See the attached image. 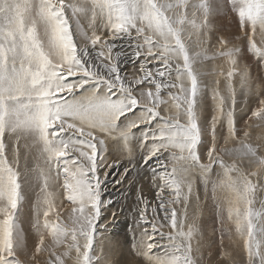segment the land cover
Listing matches in <instances>:
<instances>
[{"label": "snow or ice", "instance_id": "snow-or-ice-1", "mask_svg": "<svg viewBox=\"0 0 264 264\" xmlns=\"http://www.w3.org/2000/svg\"><path fill=\"white\" fill-rule=\"evenodd\" d=\"M0 264H264V0H0Z\"/></svg>", "mask_w": 264, "mask_h": 264}, {"label": "rangeland", "instance_id": "rangeland-1", "mask_svg": "<svg viewBox=\"0 0 264 264\" xmlns=\"http://www.w3.org/2000/svg\"><path fill=\"white\" fill-rule=\"evenodd\" d=\"M223 27H224V30L225 31H228L232 26L229 24L227 18H224L223 21H221ZM126 163V161H124ZM120 171H123V169L121 168ZM132 177H135V173H131L130 174ZM116 179V175L113 174L111 177H110V180H109V184H111V182L113 180ZM125 187H127V182L125 181ZM137 187H139V185H137ZM117 188H120V186L118 185ZM106 197L107 196H111L112 198H114L116 201H119L121 204H123L125 201L122 199L121 195H120V192L116 191V190H113L111 193H106L105 194ZM130 195L132 196V199L134 201L135 199V189H131L130 190ZM120 225H121V229H117L118 231L120 230H123V231H127V221L125 220H121L120 221ZM218 234H217V240H218ZM205 255H207V253H205Z\"/></svg>", "mask_w": 264, "mask_h": 264}]
</instances>
